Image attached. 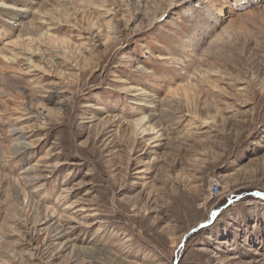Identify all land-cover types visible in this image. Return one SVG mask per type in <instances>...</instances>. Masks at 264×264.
<instances>
[{
	"label": "rangeland",
	"instance_id": "374dc122",
	"mask_svg": "<svg viewBox=\"0 0 264 264\" xmlns=\"http://www.w3.org/2000/svg\"><path fill=\"white\" fill-rule=\"evenodd\" d=\"M0 264H264V0H0Z\"/></svg>",
	"mask_w": 264,
	"mask_h": 264
},
{
	"label": "bare ground",
	"instance_id": "6f19581e",
	"mask_svg": "<svg viewBox=\"0 0 264 264\" xmlns=\"http://www.w3.org/2000/svg\"><path fill=\"white\" fill-rule=\"evenodd\" d=\"M6 7V6H5ZM13 6H11L10 7V9H9V11H14L13 10ZM2 9V8H1ZM8 11V12H9ZM9 16H12V19H11V21L13 22L14 21V23H17V20H16V17H14V15H13V13L11 12V13H9ZM7 23H9V21L7 22ZM12 25V24H11ZM13 25H15V24H13ZM51 28H53V27H48V28H45V29H43L42 31H41V33H40V39H42V40H45V41H52V40H54V38L50 35V31L52 30ZM32 33V32H31ZM30 35V34H29ZM24 37L25 36H19V38L18 39H20L21 41H22V39H24ZM58 41V40H57ZM26 42V41H25ZM29 42H32V39L31 38H29ZM18 43H21V42H19L18 41ZM24 43V42H23ZM67 43V42H66ZM22 44V43H21ZM61 44V43H60ZM20 45V44H19ZM63 45H65V41H63L62 42V46ZM61 46V45H60ZM64 48V47H63ZM37 51H39L40 53H41V50L39 49V48H37L36 50H35V52H37ZM39 52H37V53H39ZM29 53V56L30 57H26V60H25V62H26V64H27V70H29V69H35V70H38V69H40V70H42V67H40V66H38V65H36V63L34 62V60H33V55H34V53L33 52H30V51H27V53L26 54H28ZM36 55V54H35ZM41 55V54H40ZM44 55V54H43ZM65 56H66V54H65ZM41 57V56H40ZM44 57V56H43ZM42 57V58H43ZM41 58V59H42ZM24 62V63H25ZM59 94H57V93H54L52 96H50V98H49V100L50 101H54L56 98H57V96H58ZM42 117V116H41ZM40 117V118H41ZM43 119H44V117H43ZM145 117L144 118H142V119H140L139 120V122H137L136 123V127L137 128H139V127H141L142 126V124L145 122ZM206 123H207V121H206ZM140 129H142V127L140 128ZM29 145V144H28ZM16 154H18V153H20L21 151H25L26 149H27V144H26V142H24L23 141V138H21V137H19L18 138V143L16 144ZM33 172V171H32ZM32 172H31V174H32ZM29 173V172H28ZM30 177H31V175H30ZM37 179V178H36ZM35 179V180H36ZM56 226V225H55ZM58 228L57 227H55V230H57ZM59 234L60 235H62V231L61 232H59ZM65 237H67L66 235H65ZM59 238L60 239H62L63 238V235L62 236H59ZM64 239V238H63ZM57 240V239H56ZM65 240V239H64ZM58 241V240H57ZM59 242V241H58ZM63 242V241H62ZM61 242V244L63 245L64 243H62ZM69 243V242H68ZM67 245V244H66ZM71 245V244H70ZM69 247V246H68ZM71 250V249H70ZM75 249H73V251H74ZM88 251V250H87ZM71 252V251H70ZM81 254V253H80ZM90 255V254H89ZM91 257V256H90ZM96 258V257H95ZM94 260V259H93ZM95 261V260H94ZM97 261H99V260H96V262ZM93 262V261H92ZM98 263V262H97Z\"/></svg>",
	"mask_w": 264,
	"mask_h": 264
},
{
	"label": "built area",
	"instance_id": "2783aa9c",
	"mask_svg": "<svg viewBox=\"0 0 264 264\" xmlns=\"http://www.w3.org/2000/svg\"><path fill=\"white\" fill-rule=\"evenodd\" d=\"M220 193H222L220 185L217 181H214L211 185V196L215 198L220 196Z\"/></svg>",
	"mask_w": 264,
	"mask_h": 264
}]
</instances>
